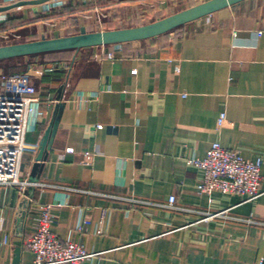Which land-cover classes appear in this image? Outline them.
<instances>
[{
  "label": "crops",
  "instance_id": "0c3cea01",
  "mask_svg": "<svg viewBox=\"0 0 264 264\" xmlns=\"http://www.w3.org/2000/svg\"><path fill=\"white\" fill-rule=\"evenodd\" d=\"M25 1L38 0H0V6ZM207 1L30 4L26 16L0 13V42L138 27ZM25 58L68 62L70 69L36 81L41 115L25 134L20 170L30 184L26 192L0 186V264H34L24 241L40 205L52 207V230L61 241L81 243L93 255L84 264H264V164L262 195L246 201L199 193L203 171L188 163L204 159L214 143L264 162V0L147 40ZM61 87V121L33 176ZM26 197L25 235L17 237ZM222 212L211 220L203 214Z\"/></svg>",
  "mask_w": 264,
  "mask_h": 264
},
{
  "label": "built area",
  "instance_id": "2783aa9c",
  "mask_svg": "<svg viewBox=\"0 0 264 264\" xmlns=\"http://www.w3.org/2000/svg\"><path fill=\"white\" fill-rule=\"evenodd\" d=\"M64 5V0H51L47 8ZM108 56L112 58L111 54ZM69 69L68 62L38 65L32 59L24 72H0V186L17 185L26 192L30 183L20 178L25 134L30 124L41 115L36 81ZM225 119L226 115L221 114L220 126ZM188 163L203 171L197 187L201 194L221 193L243 197L246 201H255L262 195L263 159L249 160L220 143H214L204 159H192ZM174 203L173 198L170 206L173 207ZM203 214L205 220H211L224 216L225 212ZM52 226V207L40 205V213L33 219L31 232L24 241V247L35 255L34 264H84L93 257L83 244L61 241Z\"/></svg>",
  "mask_w": 264,
  "mask_h": 264
},
{
  "label": "water",
  "instance_id": "95a60500",
  "mask_svg": "<svg viewBox=\"0 0 264 264\" xmlns=\"http://www.w3.org/2000/svg\"><path fill=\"white\" fill-rule=\"evenodd\" d=\"M244 1L247 0H209L156 22L138 27L93 32L69 37H60L55 39L38 40L1 46L0 62L25 57H36L42 54L60 53L80 50L84 48L125 44L147 40L170 33L191 22L208 17L212 14L240 4ZM44 2V0L32 2L25 1L13 6H0V13L8 12L16 7L26 6L30 4H41ZM63 89L64 87H61L59 90V103L56 106L53 120L40 143L39 153L36 159L37 163L33 171V176L36 175V171L40 169L42 163L47 160V156L51 149L54 136L59 127L64 109V105L60 103L62 99ZM31 182L33 183L34 181L31 180ZM29 205L30 201L28 197H26L19 206L15 226V233L17 237H24L25 235Z\"/></svg>",
  "mask_w": 264,
  "mask_h": 264
},
{
  "label": "rangeland",
  "instance_id": "374dc122",
  "mask_svg": "<svg viewBox=\"0 0 264 264\" xmlns=\"http://www.w3.org/2000/svg\"><path fill=\"white\" fill-rule=\"evenodd\" d=\"M73 0H71V2H72ZM75 2L76 1H78V0H74ZM45 2H47L49 5H50V3H51V0H48V1H45ZM69 3V2H68ZM74 3V2H73ZM47 4V5H48ZM31 5H26V6H24L25 8H23V10H20V11H11V12H9V13H6V12H4L3 14H1V15H4V14H6L7 16L5 17V19L7 18H9V17H13V16H23V15H27L28 14V12L30 11V9L31 8H29ZM50 7V6H49ZM63 7V6H62ZM79 6H73V9H79L78 8ZM57 8V7H56ZM177 10H182V9H177ZM183 10H185V9H183ZM89 12L90 13H96V12H99V9L97 10L96 8H93V9H89ZM181 12V11H180ZM173 14H176V13H172V15ZM165 16V15H164ZM164 16H160V15H154L153 17H150V18H148L146 21H145V23H144V25H146V24H149V23H152V22H156V21H158V20H161V19H163V17ZM165 18V17H164ZM142 26V25H141ZM137 27V26H136ZM128 28H133V27H128ZM124 29V28H123ZM113 30H115V29H113ZM103 31H109V30H103ZM95 32H100V31H95ZM102 32V31H101ZM93 33V32H92ZM22 42H29V41H25V40H23V38L22 39H17V38H15V39H9V40H6V41H4V42H0V44L1 43H3V44H5V45H13V44H18V43H22ZM30 58H21V59H17V60H10V61H3V62H0V72H3V73H6V74H13V73H21V72H24V68H26L27 66H28V63H30L28 60H29ZM26 61H28V62H26ZM31 61H32V59H31Z\"/></svg>",
  "mask_w": 264,
  "mask_h": 264
},
{
  "label": "trees",
  "instance_id": "16d2710c",
  "mask_svg": "<svg viewBox=\"0 0 264 264\" xmlns=\"http://www.w3.org/2000/svg\"><path fill=\"white\" fill-rule=\"evenodd\" d=\"M8 22H9V24H10V20L6 21V23H5V24H7Z\"/></svg>",
  "mask_w": 264,
  "mask_h": 264
}]
</instances>
